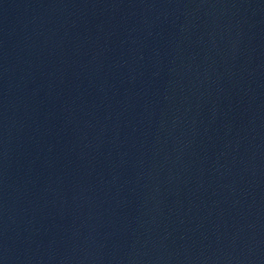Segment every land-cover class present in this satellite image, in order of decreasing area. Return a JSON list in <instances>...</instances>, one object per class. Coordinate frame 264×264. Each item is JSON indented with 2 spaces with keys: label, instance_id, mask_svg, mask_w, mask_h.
Listing matches in <instances>:
<instances>
[{
  "label": "water",
  "instance_id": "obj_1",
  "mask_svg": "<svg viewBox=\"0 0 264 264\" xmlns=\"http://www.w3.org/2000/svg\"><path fill=\"white\" fill-rule=\"evenodd\" d=\"M0 264H264V0H0Z\"/></svg>",
  "mask_w": 264,
  "mask_h": 264
}]
</instances>
